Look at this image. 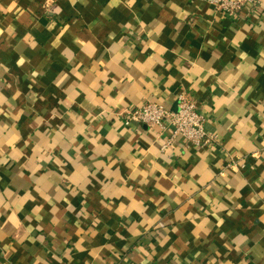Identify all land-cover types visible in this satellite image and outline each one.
Here are the masks:
<instances>
[{
    "label": "crops",
    "instance_id": "obj_1",
    "mask_svg": "<svg viewBox=\"0 0 264 264\" xmlns=\"http://www.w3.org/2000/svg\"><path fill=\"white\" fill-rule=\"evenodd\" d=\"M0 264H264V0H0Z\"/></svg>",
    "mask_w": 264,
    "mask_h": 264
},
{
    "label": "built area",
    "instance_id": "obj_2",
    "mask_svg": "<svg viewBox=\"0 0 264 264\" xmlns=\"http://www.w3.org/2000/svg\"><path fill=\"white\" fill-rule=\"evenodd\" d=\"M216 10L226 16L236 17L253 0H204ZM125 124L132 122L143 123L151 128L159 127L162 131L173 130L171 143L180 136L184 141L194 147H204L213 143L216 137L206 130V116L199 110L195 101L186 95L178 97L177 111L164 104L152 100L146 101L142 106L129 109L122 113Z\"/></svg>",
    "mask_w": 264,
    "mask_h": 264
},
{
    "label": "water",
    "instance_id": "obj_3",
    "mask_svg": "<svg viewBox=\"0 0 264 264\" xmlns=\"http://www.w3.org/2000/svg\"><path fill=\"white\" fill-rule=\"evenodd\" d=\"M172 110H173V111H177V106H175Z\"/></svg>",
    "mask_w": 264,
    "mask_h": 264
}]
</instances>
